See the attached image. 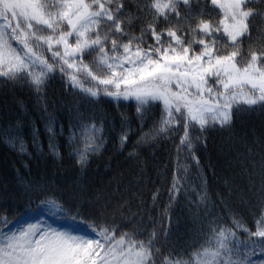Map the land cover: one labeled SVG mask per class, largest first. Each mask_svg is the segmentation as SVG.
<instances>
[{
    "label": "snow or ice",
    "instance_id": "obj_1",
    "mask_svg": "<svg viewBox=\"0 0 264 264\" xmlns=\"http://www.w3.org/2000/svg\"><path fill=\"white\" fill-rule=\"evenodd\" d=\"M252 4L253 0H204L203 6L200 0H0L4 87H26L47 111V88L59 74L82 102L107 97L118 104L134 103L140 128L152 121L134 149L141 142L152 147L148 141L164 136L173 139L176 163L170 193L178 197L188 191L192 171L201 181L195 185L198 199L190 202L198 210L200 227L188 240L170 243L171 228L162 238L155 229L148 233L141 226L143 218L136 221L139 213L123 216L122 175L109 177L107 183L87 180L88 165L102 154L106 139L103 123L81 113L70 123L65 143L84 175L74 177L64 189L29 181L15 194L29 199L28 208L14 213L0 206L6 221L0 229V264H255L251 256L257 251L264 256V142L258 160L254 155L225 160L228 168L239 167V175L247 176L254 189L259 178V200L252 209L258 219L251 213L236 218L235 212L230 218L225 212L237 191L232 180L210 200L198 155L201 148L207 150L209 131L233 129L243 112H264V7ZM258 18L260 23H254ZM46 120L49 147L58 149L59 143H53L58 139L55 118L50 114ZM59 131L63 134V125ZM130 135L122 130L121 148L127 147ZM0 142L25 151L16 123L0 125ZM128 159H133L132 153ZM218 206L219 213L214 211ZM45 209L64 222L53 226L40 219ZM25 213L33 214L34 222L20 221ZM117 213L119 222L110 219ZM8 216L13 219L8 221ZM125 228L130 230L122 231Z\"/></svg>",
    "mask_w": 264,
    "mask_h": 264
},
{
    "label": "trees",
    "instance_id": "obj_2",
    "mask_svg": "<svg viewBox=\"0 0 264 264\" xmlns=\"http://www.w3.org/2000/svg\"><path fill=\"white\" fill-rule=\"evenodd\" d=\"M203 2L204 0H200L201 6ZM251 6L264 7V4H261V0H253ZM254 23H260L259 18ZM261 26L264 27V23ZM255 47L259 49L262 45L258 42ZM244 49L247 53V41ZM47 101V111H44L43 101L38 102L26 87H4L0 82V125L10 122L18 124L21 128V140L25 144V151L22 153L18 147L13 148L10 144L0 142V206L11 207L14 213L17 209L23 211L28 208L29 199L15 194L22 193L29 181L39 180L41 183L47 182L64 189L71 186L74 177L84 175L83 172L77 171L75 158L70 157L65 143L70 123L83 113L95 117L98 125L103 123L106 139L102 154H96L88 165L86 178L97 183H107L109 177L122 175L120 199L122 203H126L123 210L125 219L139 213L136 221L139 222L143 218L141 226L146 227L148 233L155 229L161 238L165 235V230L171 228L169 242L176 245L184 243L199 229L198 210L190 207V202L198 199L195 185L201 183L200 179L196 178V172L192 171L190 176L194 179L186 186L188 191L182 190L178 197L175 193H170L176 163L175 144L173 139L164 136L148 141L152 147H147L141 142L134 149L133 145L137 144L142 132L147 131L152 124V121L148 120L145 127L140 128L141 121L134 103L131 106L127 103L118 104L107 97L95 103L82 102L76 91H68L59 74L48 85ZM50 114L54 116L57 127L58 139L53 140V143L60 145L55 150L49 147V134L45 131L48 123L46 117ZM60 125L64 126L63 134L59 131ZM37 128L39 135H36ZM122 130L131 133L127 147L124 148L120 146ZM205 135L208 137L207 150L201 148L198 155L201 156L200 171L207 181L210 200L215 198V193L224 190L225 181L232 180L237 191L225 212H228L230 218L235 212L236 218H247L251 213L258 219L252 209L253 203L259 200V178L255 181L254 189L247 176L239 175L241 169L228 168L225 160L237 158L238 155H254L259 159L261 144L264 142V112L258 109L243 112L235 118L233 129H217ZM242 136L245 137L243 143ZM175 141L179 142V134L175 136ZM130 153L133 154V159H128ZM189 192L192 194L189 195ZM165 208L169 211L164 212ZM207 210L213 211L211 208ZM214 211L219 213L220 207ZM27 214L30 213L24 215ZM260 214H264V209H261ZM112 218L119 222V213L115 217L110 215V219ZM12 219L13 216L7 218L8 221ZM5 223L4 214L0 212V229L4 228ZM250 227L254 230V223ZM129 230L130 228L122 229ZM250 258L255 264L264 260V256L258 251Z\"/></svg>",
    "mask_w": 264,
    "mask_h": 264
},
{
    "label": "rangeland",
    "instance_id": "obj_3",
    "mask_svg": "<svg viewBox=\"0 0 264 264\" xmlns=\"http://www.w3.org/2000/svg\"><path fill=\"white\" fill-rule=\"evenodd\" d=\"M40 219H44L47 223H52L53 226H57L58 224L63 223L64 221L58 217H52L49 214H47L45 211H41L39 214ZM33 220V214L26 215L21 218L20 221H29ZM34 222V220H33ZM13 227H16L17 225L13 224Z\"/></svg>",
    "mask_w": 264,
    "mask_h": 264
}]
</instances>
